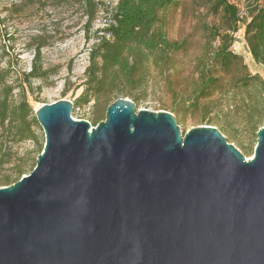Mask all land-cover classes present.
Here are the masks:
<instances>
[{"label":"water","instance_id":"95a60500","mask_svg":"<svg viewBox=\"0 0 264 264\" xmlns=\"http://www.w3.org/2000/svg\"><path fill=\"white\" fill-rule=\"evenodd\" d=\"M73 110L35 111L45 145L0 187V264H264V126L248 160L129 99L95 127Z\"/></svg>","mask_w":264,"mask_h":264},{"label":"rangeland","instance_id":"374dc122","mask_svg":"<svg viewBox=\"0 0 264 264\" xmlns=\"http://www.w3.org/2000/svg\"><path fill=\"white\" fill-rule=\"evenodd\" d=\"M102 7L92 24L90 33L85 36L82 29L86 20L84 10L75 3L59 4L47 2L46 7L25 0H0V36L6 32L12 38L0 39V50L8 49L9 56H1L3 68L10 66L12 77L29 72L34 56L33 40L42 36L47 46L42 50L43 67L50 71L47 80H33L28 92V103L33 112L28 117L34 138L23 142L8 141L7 164L0 166V187L11 186L5 183L13 176L19 166L28 176L37 164L38 149L45 145V134L39 125L35 111L43 105L62 100L75 104L72 117L87 121L93 127L105 120L108 107L118 98L133 101L138 110L172 113L181 131L186 134L193 128L212 126L218 128L227 141L235 145L246 157L251 159L257 145V135H252L250 119H259L264 126V91L253 82L248 89L236 84V72H224L217 64L211 65L217 86L207 98L198 99L197 88L201 84L198 74L201 60L204 59L207 43L210 42L205 27L221 25L220 16L211 11L214 0H178V5L162 15L166 24V34L171 41L185 42V51L174 54L168 70L147 66L138 87L126 86L117 92L110 104L91 98L84 104L79 101L86 89L85 71L89 65V52L96 43V31L110 23L104 12L111 11L118 0H100ZM240 8V15L246 14L244 0H231ZM106 5V6H105ZM244 26L236 35L232 51L241 57L247 67L248 75H260L264 81V68L257 65L244 46ZM9 39H11L9 41ZM219 45V43H216ZM11 100L12 107L20 102L19 90ZM129 94L135 96L132 98ZM182 104L183 110L179 109Z\"/></svg>","mask_w":264,"mask_h":264},{"label":"trees","instance_id":"16d2710c","mask_svg":"<svg viewBox=\"0 0 264 264\" xmlns=\"http://www.w3.org/2000/svg\"><path fill=\"white\" fill-rule=\"evenodd\" d=\"M32 4L46 7L48 2L59 4H78L85 12L86 20L82 29L85 36L90 33L92 24L102 7L100 0H25ZM246 14L241 16L240 8L231 0H214L211 11L220 16L221 25L205 27L210 39L206 53L198 71L201 84L197 88L198 99L207 98L218 83L213 77L212 64H217L224 72L235 71L236 84L242 89H248L253 82L258 83L264 91V81L260 75H248V69L241 57L232 51L236 35L244 26V46L253 61L264 68V0H244ZM178 5V0H118L114 8L104 12L110 23L96 31V43L90 49L89 65L85 71L86 89L79 98L87 104L91 98L103 100L110 104L117 92H123L126 86L138 87L147 70L152 64L157 69L168 70L174 54L185 51V42L171 41L166 34V24L162 15ZM106 6V5H105ZM163 13V14H162ZM4 20L0 18V24ZM12 38L7 32L0 39ZM31 43L34 47L30 71L12 77L9 67L3 68L0 62V166L7 164L5 158L9 152L8 141L23 142L34 138L32 125L28 117L33 112L28 103V92L32 89L33 80H47L50 71L42 64V50L47 46L42 39ZM11 39H9L10 41ZM219 43V45H216ZM1 56H9L8 49H1ZM19 90L20 102L12 107L11 100ZM132 98L135 96L129 94ZM74 104V108H75ZM181 110L182 104L179 106ZM252 135H257L263 127L261 121L250 119ZM98 125V124H97ZM44 146L38 149V156ZM36 167V166H35ZM34 167V168H35ZM34 170V169H33ZM24 168L19 166L14 177H7L5 183L14 184L22 179Z\"/></svg>","mask_w":264,"mask_h":264}]
</instances>
